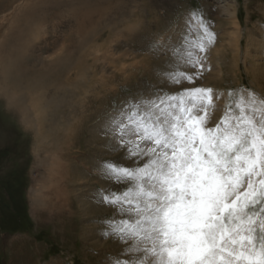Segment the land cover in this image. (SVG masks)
<instances>
[{"label": "rangeland", "instance_id": "rangeland-1", "mask_svg": "<svg viewBox=\"0 0 264 264\" xmlns=\"http://www.w3.org/2000/svg\"><path fill=\"white\" fill-rule=\"evenodd\" d=\"M194 5L214 21L217 33L195 85L219 93L209 110L214 126L230 88L247 82L264 93V0H25L17 23L31 39L20 49L0 38V69L15 67L16 58L18 67L31 70L22 81L19 72L0 71V264H94L104 252L119 250L100 238L94 223L114 210L91 194L115 187L95 165L119 157L106 150L100 129L114 101L151 94L169 57H157L150 42L178 37ZM24 57L36 64L35 73ZM60 60H67L66 67L69 61V84L52 74ZM38 74H48V83L30 86Z\"/></svg>", "mask_w": 264, "mask_h": 264}, {"label": "snow or ice", "instance_id": "snow-or-ice-1", "mask_svg": "<svg viewBox=\"0 0 264 264\" xmlns=\"http://www.w3.org/2000/svg\"><path fill=\"white\" fill-rule=\"evenodd\" d=\"M213 28L194 5L178 37L150 42L169 57L151 94L113 102L100 132L119 157L95 168L115 187L91 195L114 210L94 220L97 234L120 248L94 264H264V93L247 82L230 88L209 126L219 93L195 85Z\"/></svg>", "mask_w": 264, "mask_h": 264}, {"label": "bare ground", "instance_id": "bare-ground-1", "mask_svg": "<svg viewBox=\"0 0 264 264\" xmlns=\"http://www.w3.org/2000/svg\"><path fill=\"white\" fill-rule=\"evenodd\" d=\"M7 1V2H6ZM4 3L3 2H0V38H5V37H8L7 39H9L8 41L10 42L11 41V43H10V45L11 46H13L14 48H15V46H17L18 47V45H20L21 43H23L22 41H28V40H30L31 38H30V36H28V34H27V36H25V34L24 33H20V32H22V27L24 28V25L22 26L21 24H18L17 22H20V20H19V18L21 19V21H23L22 20V17H18L20 14H22L23 13V10H24V2H25V0H6ZM81 7V6H80ZM77 9V8H76ZM85 9V8H84ZM77 12V11H76ZM77 14H79V12H77ZM82 15V14H81ZM87 16V15H86ZM85 16V17H86ZM75 17H76V15H75ZM80 17V16H79ZM84 17V18H85ZM89 17V16H88ZM88 17H86L87 19H88ZM85 18V19H86ZM90 18V17H89ZM77 19V18H76ZM84 19V20H85ZM87 19L85 20V21H87ZM91 19V18H90ZM89 19V20H90ZM80 20V19H79ZM88 20V21H89ZM83 21V20H82ZM80 23H83V22H80ZM2 28V29H1ZM30 35V34H29ZM28 37V38H27ZM239 37V36H238ZM36 38V37H35ZM37 39V38H36ZM3 40V39H2ZM24 41V42H25ZM43 41V40H42ZM7 42V41H6ZM7 45V44H6ZM12 47V48H13ZM35 47H37V46H35L34 45V47L33 48H35ZM18 48H20V49H22L21 47H18ZM2 49V48H1ZM0 49V50H1ZM7 49H9L10 50V47H7ZM4 50V51H8V50ZM35 49H38V50H41V51H45L46 50V46L45 47H43V45H41V46H38L37 48H35ZM13 51V50H12ZM10 53H11V50L9 51ZM8 53V52H7ZM10 53H8V54H10ZM22 53V52H21ZM13 54H15L14 52H13ZM5 56V52L2 54V56ZM11 55V54H10ZM28 55H33L32 53H30V54H28ZM40 56H41V54H39ZM68 55V54H67ZM19 56V55H18ZM1 57V56H0ZM10 57V56H9ZM58 57H60L61 59L63 58V57H61V56H58ZM58 57H57V59H58ZM2 58V57H1ZM8 58V56H7V54H6V59ZM11 58V57H10ZM10 58H8V60L10 59ZM18 58V57H17ZM22 58V57H21ZM68 58V57H67ZM66 58V59H67ZM3 59V58H2ZM16 59V58H15ZM15 59L14 60H11L12 61V63H14V64H16L15 65V67H14V65L11 67L10 65V67H11V69H10V67L8 68L9 70H12V71H14V72H19L18 73V80L19 81H22L23 80V77H25L26 75V72H27V70L30 72L31 70L30 69H28V67H27V70H25V68L22 66L21 68L20 67H18L19 66V64L15 61ZM24 59H26L27 60V62L26 63H31V66L33 67V72L35 73L36 71L34 70V69H36L37 67L33 64V61L31 60V57L29 58V57H24ZM35 59V58H34ZM54 59H56V58H53V60ZM71 59V58H70ZM4 61H5V59H3ZM8 60H6V62L8 61ZM21 60V59H20ZM39 61H40V58L38 59ZM42 60V59H41ZM52 60V61H53ZM59 60V59H58ZM1 61V60H0ZM22 61V60H21ZM35 61V60H34ZM46 61V60H45ZM67 61V60H66ZM66 61L65 60H60V62H59V64H58V62L56 63V65L58 66V67H54V72H52V74H54V75H57V78H59L58 76H62V77H66L65 78V81L67 82V84H69L68 82H70V81H72V78H71V69H70V64H69V61L67 62L68 63V65H69V67H66ZM10 62V61H9ZM9 62H7V63H5V64H9ZM37 62V61H36ZM35 62V63H36ZM42 62V61H41ZM28 63V64H29ZM37 63H39V62H37ZM43 63V62H42ZM0 64H1V62H0ZM4 64V63H3ZM41 64V63H40ZM44 64V63H43ZM47 64V63H46ZM24 65H26V64H24ZM72 65V64H71ZM6 66V65H5ZM30 65H29V67H31ZM14 67V68H13ZM31 67V68H32ZM40 67H42L41 65H40ZM48 67V66H47ZM13 68V69H12ZM50 68H51V65H50ZM15 69H16V71H15ZM4 70H7V67H3V66H1V69H0V71L3 73V71ZM9 70H7V72L9 71ZM18 70V71H17ZM42 70H44V69H42ZM50 70V69H49ZM73 70V69H72ZM39 71V70H38ZM45 71V70H44ZM53 71V70H52ZM1 72H0V76H1ZM6 71L4 72V74H5V76H6V73H7ZM28 72V73H29ZM9 74V73H8ZM10 74H11V71H10ZM64 74H65V76H64ZM73 74V73H72ZM17 75V74H16ZM12 76H13V74H12ZM15 76V75H14ZM14 76L12 77V78H14ZM46 76H48V77H50L48 74H38V76L37 77H39L38 79L36 78V80L35 81H32V82H29V84H30V86H35V85H37V83L40 81V85L42 84V87H43V82H47L48 83V79H45L46 78ZM16 78V77H15ZM9 79H10V77H9ZM7 80V79H6ZM57 80V79H56ZM56 80H55V83H57L56 82ZM59 80V79H58ZM57 80V81H58ZM51 81V80H50ZM52 82V81H51ZM50 82V83H51ZM60 82V81H59ZM59 82H58V84H59ZM25 83V82H24ZM24 83H23V85H24ZM61 83V82H60ZM2 84V83H1ZM0 84V85H1ZM50 85V84H49ZM57 85V84H56ZM2 86V85H1ZM0 86V87H1ZM25 86V85H24ZM27 86V85H26ZM50 87V86H49ZM27 88H28V86H27ZM39 89H41V88H39ZM1 92H4V91H1ZM22 109V113H24L25 115H27V108H21ZM26 110V111H25ZM27 117V116H26Z\"/></svg>", "mask_w": 264, "mask_h": 264}, {"label": "trees", "instance_id": "trees-1", "mask_svg": "<svg viewBox=\"0 0 264 264\" xmlns=\"http://www.w3.org/2000/svg\"><path fill=\"white\" fill-rule=\"evenodd\" d=\"M13 211H14V212L16 211V210H15V208H14V210H13ZM20 215H22V214L20 213Z\"/></svg>", "mask_w": 264, "mask_h": 264}]
</instances>
